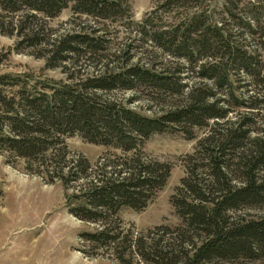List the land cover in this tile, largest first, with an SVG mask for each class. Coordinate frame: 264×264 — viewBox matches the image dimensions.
I'll list each match as a JSON object with an SVG mask.
<instances>
[{
  "label": "trees",
  "instance_id": "obj_1",
  "mask_svg": "<svg viewBox=\"0 0 264 264\" xmlns=\"http://www.w3.org/2000/svg\"><path fill=\"white\" fill-rule=\"evenodd\" d=\"M203 1L159 0L136 21L127 0H0V8L12 12L26 8L52 16L68 5L102 19L124 16L138 26L137 33L147 34L152 45L175 58L170 63L154 61L155 55L129 61V54L119 65L105 63L70 82L44 78L36 83L0 74V84L17 85L10 94L0 87V149L24 157L25 170L44 182L59 181L66 211L95 223L77 236L118 264H249L264 259V129L251 131L249 114L228 117L238 107L252 111L264 97V23L258 25L259 15L240 23L261 38L251 49L227 25L233 14L224 5L230 0H223L219 10ZM158 9L166 11L167 21H161ZM0 31L22 34L16 24ZM50 49V58L62 61L83 49L94 55L103 46L99 35L77 31L59 36ZM189 72L200 80L193 82ZM241 73L249 83L239 84ZM138 86L180 98L151 115L102 92ZM192 126L207 128L182 158L184 174L169 197L179 222L140 230L124 225L119 209L144 207L170 170L168 161L145 154L143 140L172 129L192 138ZM75 132L105 146L94 161L69 153L63 137ZM255 205L263 212L241 211Z\"/></svg>",
  "mask_w": 264,
  "mask_h": 264
},
{
  "label": "rangeland",
  "instance_id": "obj_2",
  "mask_svg": "<svg viewBox=\"0 0 264 264\" xmlns=\"http://www.w3.org/2000/svg\"><path fill=\"white\" fill-rule=\"evenodd\" d=\"M205 1H210L218 10L223 8V0ZM127 2L132 19L137 21L146 11L156 6L159 0ZM224 6L232 10L233 19L230 21L236 24L230 22L227 25L232 27L235 38L251 49L257 48L261 38L240 23L246 22L252 15H259L258 25L264 23V0H230ZM157 14L161 16L162 22L167 21L165 10L158 9ZM13 24L21 29L22 34L0 31V74H18L19 78L36 83L44 78L52 82H70L71 79L100 70L105 63L110 66L119 65L129 54V61H146L151 55H155L154 61L166 59L170 63L175 60L152 45L147 34L143 36L137 33L138 26L126 22L124 16L102 19L72 11L68 5L52 16L26 8L14 12L0 8V29L7 30ZM250 27L258 28L256 24ZM77 31L99 35L103 49L94 51L91 56L84 49L83 52L69 53V58L62 61L50 58L52 41L66 32ZM29 36L36 43H28ZM191 75L189 72L188 77L197 82L198 78ZM248 80L246 74L239 75V84L244 81L249 83ZM16 86L0 84L1 89L8 94ZM246 87L254 89L252 84ZM238 89L243 91L244 87L238 86ZM102 92L139 112L151 115L158 114L180 98L144 86L135 89L114 88ZM250 110L238 107L232 109L228 117L233 118L234 113L249 114L253 120L251 131L264 129V97L256 101V107ZM206 128L192 126V138L186 137L180 130L172 129L153 132L143 140L142 149L145 154L168 161L170 170L164 184L144 207L132 209L124 206L119 209L118 216L124 225L129 224L134 230H140L157 223L173 225L179 222L169 197L184 174L182 158L192 151L195 139ZM63 139L70 154L81 153L90 162L105 149L104 145L87 141L76 132L64 135ZM25 162L24 157L0 149V264H118L111 255L92 249L77 236L79 231L92 229L95 223L78 219L66 211L65 190L60 182H44L40 175L25 170ZM69 190L66 189L67 192ZM241 211L256 215L263 212V209L255 205L241 208ZM83 249L92 253L85 255ZM249 264H264V259L252 260Z\"/></svg>",
  "mask_w": 264,
  "mask_h": 264
}]
</instances>
